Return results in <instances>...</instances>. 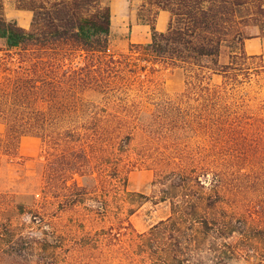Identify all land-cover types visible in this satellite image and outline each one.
Here are the masks:
<instances>
[{
  "label": "trees",
  "instance_id": "obj_1",
  "mask_svg": "<svg viewBox=\"0 0 264 264\" xmlns=\"http://www.w3.org/2000/svg\"><path fill=\"white\" fill-rule=\"evenodd\" d=\"M7 2L0 0V153L15 160L23 136L43 141L35 225L45 229L53 205L73 209L103 196L92 191L104 184L118 181L130 193L132 157L153 167L160 201L171 204L146 231L93 209L105 222L99 238L69 244L67 264L88 263L81 256L92 249L104 259L106 247L116 264H264V116L236 113L221 97L229 81H240L239 64L258 57L245 42L256 34L248 28L264 35V0H143L140 19L152 38L119 54L110 50L107 0H14L33 12L29 27L7 16ZM161 10L171 12L164 31L155 24ZM175 68L185 69L186 88L161 97L155 75ZM211 73L226 85L211 86ZM199 132L207 146L193 147L191 133ZM153 143L167 152L154 154ZM14 197L0 190V263L42 264L34 253L42 240L18 229L16 211L26 205Z\"/></svg>",
  "mask_w": 264,
  "mask_h": 264
},
{
  "label": "rangeland",
  "instance_id": "obj_2",
  "mask_svg": "<svg viewBox=\"0 0 264 264\" xmlns=\"http://www.w3.org/2000/svg\"><path fill=\"white\" fill-rule=\"evenodd\" d=\"M8 1L10 3L6 10L7 16L17 19L21 25L29 27L32 22L33 12L29 9L20 11V8L16 7L14 0ZM107 1L113 2L115 7L110 45L112 53L127 52L131 42L146 43L151 40V30L146 32L144 28L139 29L138 25H136L138 22L143 23L140 19L141 3L139 4L138 0ZM124 10L128 12L127 18L122 13ZM146 14L148 15V13ZM158 16L159 14L155 19V24H157ZM168 25L169 21L165 24L164 28H168ZM256 29V27L248 28L247 31L255 32ZM262 64H264V61L259 56L250 60L245 65L239 64V66L243 67V72L239 71V73L241 72L239 76L240 81L236 84H232L229 81L230 84L226 85L223 82L224 76L221 73L209 74L206 81L211 83V86L226 85L224 87L225 94H221V97L229 105L233 106L234 112L246 113L247 111L249 115L264 116V67L261 66ZM154 79L161 86V89H163L160 92L161 97L178 98L186 88V72L183 68L162 70L158 75H155ZM131 93H134V90ZM193 104L198 105V102L195 103L193 101ZM147 106L150 108L155 107L153 103H149ZM207 140L208 137L203 132L191 133L189 139L193 147L197 145L207 146L205 143ZM151 146L155 152L154 154H165L167 152L166 148L157 143H153ZM133 148L138 152L141 151L143 149L142 141H136ZM231 150L232 147H227L224 152H230ZM203 151L206 152L207 150L203 149ZM246 151L253 153L254 148L249 147ZM260 152L264 153V149ZM19 155L20 158L12 160L0 153V190L2 192L13 193L17 203H25L26 206L24 208L16 211V215H18L16 221L19 223L18 229L23 231L27 236L31 235L37 239L41 238L39 240H42L40 245L43 248L36 247L34 253L37 255L36 257H40L42 264H67V246L71 243H76L81 238L95 244L101 232L99 228L103 227L105 222H101L98 216L99 213L92 212L93 209L100 210V213H111L110 218H107L109 222L114 220V213L115 215H119L121 220H124L125 225H128L127 220L131 219L138 231L148 230L156 222L162 218H166L171 212L170 201H160L162 190L154 181L155 171L153 167L132 157L133 160H128L125 167L128 173V184L126 187L130 193L125 192L123 183L118 181L104 184L103 189L96 188L92 191L99 190L100 193H103V196L91 194L92 198L78 207L64 209V206L61 204L53 205L48 212L50 215L47 222H45V229L39 228L35 225L36 222L32 220V213L36 211L37 206L34 205L37 204H35V201L40 196L45 164L42 139L34 135L24 138ZM102 205H105V208L107 207V211H103L104 207L102 208ZM131 208L135 209L132 214L129 213ZM76 224L83 228L88 226L86 230H89V232L82 230L78 231V233L76 231ZM44 231H48V236L47 232ZM61 244L64 245L63 248L58 246ZM100 252L99 249H92L89 251L87 257L81 256V260L83 262L84 260L88 261V263L84 264L119 263V257H115L109 250V247H106L104 250V259L97 257ZM19 264H28V262L22 261ZM234 264L246 263L243 261Z\"/></svg>",
  "mask_w": 264,
  "mask_h": 264
},
{
  "label": "crops",
  "instance_id": "obj_3",
  "mask_svg": "<svg viewBox=\"0 0 264 264\" xmlns=\"http://www.w3.org/2000/svg\"><path fill=\"white\" fill-rule=\"evenodd\" d=\"M10 3V1L7 2V6L8 4ZM138 3L142 4L143 3V0H138ZM111 6H112V11H113V18H114V15H115V7L113 5V2L110 3ZM26 10V9H25ZM20 11H23V9H20ZM123 15L125 18H127V15H128V12L127 10H124L123 12ZM171 18V12L168 11V10H161L160 13H159V16H158V21H157V28L161 31H164L166 30L167 28L165 26L166 23H168V21L170 20ZM136 25H138V28H144L147 31L151 30L150 32L152 33V27L150 24H145V23H140L138 22ZM27 26V25H25ZM256 34H254L253 36L251 37H248L246 39V42H245V48H246V51L251 54V55H257L259 57L262 58V60L264 61V35H262L260 33V29L257 27L256 31H255ZM149 34V33H148ZM149 39V38H148ZM4 130V125L3 123L0 122V132H2ZM29 136V135H27ZM27 136H23L22 140H21V144L23 145V140L24 138H27ZM20 145V149H21V146Z\"/></svg>",
  "mask_w": 264,
  "mask_h": 264
}]
</instances>
